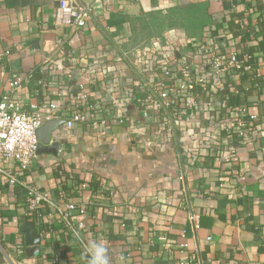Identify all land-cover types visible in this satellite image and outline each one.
<instances>
[{"label":"crops","instance_id":"crops-1","mask_svg":"<svg viewBox=\"0 0 264 264\" xmlns=\"http://www.w3.org/2000/svg\"><path fill=\"white\" fill-rule=\"evenodd\" d=\"M60 1L91 10L83 35L55 29ZM199 2L209 22L197 34L160 26ZM213 47L236 50L252 69L216 80L205 59ZM182 65L208 89L187 83ZM15 78L22 85L11 92ZM80 86L95 111L82 108L88 120L72 130L58 127L57 156L37 155L22 178L75 205L87 242L103 243L110 264H264V0H0V100L44 114L53 105L64 121ZM168 87L176 105L153 108ZM136 95L141 103L126 101ZM188 96L194 105L184 109ZM238 110L255 117L240 143L224 126ZM99 179L111 201L97 194ZM24 196L0 177V264H87L54 209L29 214ZM25 224L40 237L36 256L26 255Z\"/></svg>","mask_w":264,"mask_h":264},{"label":"built area","instance_id":"built-area-1","mask_svg":"<svg viewBox=\"0 0 264 264\" xmlns=\"http://www.w3.org/2000/svg\"><path fill=\"white\" fill-rule=\"evenodd\" d=\"M93 21V14L87 7L69 3L67 1H60L54 14V27L55 29H69L70 34H81L83 35L89 30ZM206 61L210 67V73L213 78H221L228 74H242L252 69L247 61L241 59L236 50H231L226 53H222L216 50L214 47L206 53ZM182 77L187 83H194L198 85L200 89L207 90L209 85L203 76L193 77L190 75L191 68L182 65L181 66ZM22 85L21 78H15L9 83V87L12 91L19 89ZM193 89V87H191ZM76 102L78 103L75 111L65 109L63 113L64 127L66 130H72L77 124H83L88 119L85 113L82 112V108L92 109L95 111V105L92 106L88 103V93L84 87L80 86L76 96ZM128 103L138 104L141 100L136 96L127 97ZM217 102V101H216ZM103 102H100V104ZM115 104L112 103L108 105ZM149 104L153 108L166 107L171 108L176 105L175 94L173 89L168 87L167 89L159 90L158 98L149 101ZM210 106L215 105L209 103ZM192 98L186 97L183 101L184 109L193 108ZM81 106V107H80ZM50 109L49 114L42 113L37 107H32L31 111L28 112L23 110L21 104L11 98V96H4L0 100V177H4L7 184L10 187H20L24 191V205L26 211L29 214H35L42 206L49 205L54 210L55 215L59 216V221L66 229V232L73 239H77L78 246L81 249L83 256L86 255L87 245L83 242V231L85 228L84 221L74 220L71 217L76 207L71 203L66 204H55L49 198L47 193H43L38 190L35 186L29 185L23 176L26 175L31 168L32 162L37 157V146L39 144L36 132L37 130L47 121L57 119V108L53 105L48 106ZM227 111L230 109L226 108ZM174 115L178 114L179 111H174ZM146 116V114H143ZM255 120L254 116L245 115V111L238 110L233 114H227V120L225 121V130L231 136V138L238 141V143L246 140L248 131ZM94 121V119H93ZM118 122L122 125H126L127 120L122 115L118 116ZM104 124V122H100ZM96 121L93 125H97ZM140 125L137 123L129 124L132 129L138 128ZM233 151L229 152L227 161L233 155ZM1 166L3 168H1ZM98 187L96 188L97 194H100L102 200L111 201L114 193L112 188L103 179L97 180ZM83 213V211H80ZM192 228L197 229V221L194 217L190 218ZM161 241L166 239L162 237ZM182 249H185L187 245L182 243L180 245ZM125 256L120 257V260L124 259ZM194 257H191L188 261L181 264H191Z\"/></svg>","mask_w":264,"mask_h":264},{"label":"water","instance_id":"water-1","mask_svg":"<svg viewBox=\"0 0 264 264\" xmlns=\"http://www.w3.org/2000/svg\"><path fill=\"white\" fill-rule=\"evenodd\" d=\"M64 124L62 120H52L45 122L36 132L38 139L37 155H53L57 156L61 144L53 140L54 131ZM24 243L26 246L27 257L36 256L39 252L38 245L40 237L36 233L35 227L32 224H25L22 230Z\"/></svg>","mask_w":264,"mask_h":264},{"label":"trees","instance_id":"trees-1","mask_svg":"<svg viewBox=\"0 0 264 264\" xmlns=\"http://www.w3.org/2000/svg\"><path fill=\"white\" fill-rule=\"evenodd\" d=\"M173 12V13H172ZM177 11H171V14L169 17L171 18L168 20V22L162 23V21H158V19H155L160 23L161 27L172 29L174 27H183L188 32H191L192 34H197L202 30V28L208 24V16L206 13V3H195L194 5H191L189 9L180 11L179 17H173V15L176 14ZM154 26V25H153ZM77 244V239H73ZM83 242L88 245L89 242H87L83 237ZM82 254V253H81Z\"/></svg>","mask_w":264,"mask_h":264},{"label":"clouds","instance_id":"clouds-1","mask_svg":"<svg viewBox=\"0 0 264 264\" xmlns=\"http://www.w3.org/2000/svg\"><path fill=\"white\" fill-rule=\"evenodd\" d=\"M87 264H110L107 249L103 243L92 241L86 248Z\"/></svg>","mask_w":264,"mask_h":264}]
</instances>
